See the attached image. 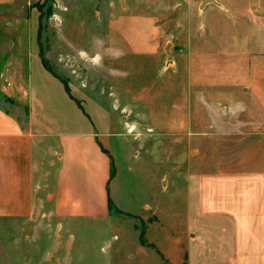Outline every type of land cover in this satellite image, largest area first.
<instances>
[{"label":"rangeland","instance_id":"rangeland-1","mask_svg":"<svg viewBox=\"0 0 264 264\" xmlns=\"http://www.w3.org/2000/svg\"><path fill=\"white\" fill-rule=\"evenodd\" d=\"M129 1L34 3L44 66L86 110L95 104L106 113L103 122L115 126L108 132L117 173L110 197L120 211L58 217L43 205L28 219L0 217V264H181L179 239L192 177L213 171L264 131L245 113H231L235 105L226 96L215 108L206 105L196 94L201 90L187 85L176 58L194 49L196 39L237 41L240 32L252 33L257 0H218L224 13L204 12L200 0H150L163 37L152 55L134 56L111 48L108 28L116 15L129 13ZM229 3L250 11L239 20ZM132 9L141 13L145 5ZM8 63L0 61V106L22 118L23 90L12 80L27 69L26 59L17 60L19 68Z\"/></svg>","mask_w":264,"mask_h":264},{"label":"crops","instance_id":"crops-1","mask_svg":"<svg viewBox=\"0 0 264 264\" xmlns=\"http://www.w3.org/2000/svg\"><path fill=\"white\" fill-rule=\"evenodd\" d=\"M36 1L0 0V61L19 68L17 60L25 57L27 63L12 80L23 90V117L0 106V217L28 219L43 205L58 217L87 210L101 215L108 211L105 187L112 202L110 184L117 176L115 172L109 179L108 132L115 126L103 122L106 113L95 104L88 103L86 110V103L69 88L71 99L63 83L43 66ZM215 1L219 6L207 4L203 11H227ZM129 2V13L109 22L111 48L131 56L152 55L163 34L150 13V0ZM140 4L145 10L134 13L132 8ZM232 9L239 20L250 11ZM238 24L245 29L242 21ZM252 24L253 32H240L237 41L196 39L194 49L176 58L182 61L187 85L201 90L196 94L206 105L215 108L216 100L226 96L235 105L231 113H245L264 130L261 0L253 6ZM184 214L181 264H264V131L213 171L192 177Z\"/></svg>","mask_w":264,"mask_h":264},{"label":"trees","instance_id":"trees-1","mask_svg":"<svg viewBox=\"0 0 264 264\" xmlns=\"http://www.w3.org/2000/svg\"><path fill=\"white\" fill-rule=\"evenodd\" d=\"M43 66H44V63H43ZM45 67V66H44ZM46 68V67H45ZM63 83V86H64V89H65V92L67 93V95L71 98L72 96L70 95V91H69V88L68 86L66 85V83L64 81H61ZM114 168H113V165H112V162H111V170H110V173H109V179H111L113 176H114ZM107 206H108V210H114L115 212L119 213L118 210H116L111 202V200L109 199L108 197V193H107Z\"/></svg>","mask_w":264,"mask_h":264},{"label":"water","instance_id":"water-1","mask_svg":"<svg viewBox=\"0 0 264 264\" xmlns=\"http://www.w3.org/2000/svg\"><path fill=\"white\" fill-rule=\"evenodd\" d=\"M206 4L219 6V4L215 0H200L199 8H203Z\"/></svg>","mask_w":264,"mask_h":264}]
</instances>
